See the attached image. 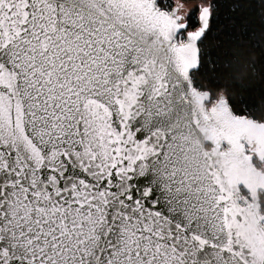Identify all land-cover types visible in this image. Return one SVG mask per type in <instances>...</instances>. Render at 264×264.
I'll use <instances>...</instances> for the list:
<instances>
[{"label":"snow or ice","instance_id":"6c2138e0","mask_svg":"<svg viewBox=\"0 0 264 264\" xmlns=\"http://www.w3.org/2000/svg\"><path fill=\"white\" fill-rule=\"evenodd\" d=\"M0 264H264V0H0Z\"/></svg>","mask_w":264,"mask_h":264}]
</instances>
